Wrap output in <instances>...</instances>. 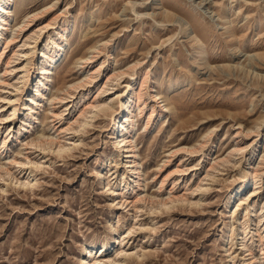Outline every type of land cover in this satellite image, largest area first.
Here are the masks:
<instances>
[{
  "label": "rangeland",
  "instance_id": "374dc122",
  "mask_svg": "<svg viewBox=\"0 0 264 264\" xmlns=\"http://www.w3.org/2000/svg\"><path fill=\"white\" fill-rule=\"evenodd\" d=\"M12 3L0 19V264H82L104 243L90 264H264V0ZM60 33L47 92L23 108ZM138 95L120 152L112 120Z\"/></svg>",
  "mask_w": 264,
  "mask_h": 264
},
{
  "label": "bare ground",
  "instance_id": "6f19581e",
  "mask_svg": "<svg viewBox=\"0 0 264 264\" xmlns=\"http://www.w3.org/2000/svg\"><path fill=\"white\" fill-rule=\"evenodd\" d=\"M12 2H13V0H0V19L3 18L5 22L7 21V18L11 15V12H12L11 7H12V4H13ZM28 24H29V21H24L23 24H21L20 27L24 29ZM5 25L6 24H3V26H5ZM186 27H187L186 24L181 23V30L182 31H185L186 30ZM38 34H39V37H41L42 30H39L38 31ZM65 40L66 39L64 38V34L63 33L62 34L60 33L59 36H58V38L55 40L56 43L53 45V47L51 48V50H49V52H48V55H49L48 58L49 59H47L45 61V64H44V66L41 69L42 70V78L39 81L38 89L36 90V94H35L34 97H32V98L29 99V103L28 104L25 101L26 104H25V106H23V108L24 107L27 108L28 106L30 107L31 105L33 106V104H37L36 103V100H38V101L40 100V102H41V100L44 98V96H45V94L47 92L48 86H49V82L51 80V68L58 61V59L60 58V56L64 53V50H65V47H66ZM201 52L202 53H205L204 50H202ZM89 59L90 58H80L79 61H82V63L84 64L85 62H88ZM113 73H115V72H111V73H109V75L110 76H113ZM118 74H119V72L118 73H115L114 75L117 76V77H119L123 73L122 74H119V75ZM132 85L133 84H131V83H128L127 84V86H128L127 89L128 88H131L130 90L128 89V91H133ZM28 87H29V82L27 81V82L24 83V85L21 88L22 91H23V93H25L28 90ZM74 87H76V86L73 85L71 88H74ZM121 94H123V93H121ZM141 98H142V96L141 95H138V96L135 97V100L132 99V100L126 102V103L121 102L120 107L116 111L117 112V115L112 120V122H115L113 124V128L112 129H113V131H116L117 132L114 137H116L115 140H116V144H117V149H119L120 152H121V150H123L122 142L125 140V137L124 136H127L128 138H132L133 139V137H135L136 134H137V133L135 134V132H136V126L135 125H133L131 128H129L127 131H126L125 128L128 127V125L131 123V121L133 119V116H134V113L132 111V105L134 103L135 104H138L139 101L141 100ZM154 99H155V102L159 105V107H162L164 111H170L169 104H166L167 101L165 100V98L159 92H156L154 94ZM89 106H90L89 108H86V109L82 110V115L83 114H86L87 115L88 113H94L95 110H98L99 108H101L100 103L95 102V101L92 102V103L89 102ZM37 107L38 106L36 105L35 107H32V108H35L36 109ZM14 110H15L14 111V114H17L18 113L17 109L15 108ZM126 110H127L128 114H129V116H127L126 118H125V116L123 118H121L122 115H123V113H126ZM118 116H119V119H121V120L116 122ZM151 118L152 117L149 118L147 125H149V122L151 121ZM124 131H126V132H124ZM23 133H25V132H21L19 135H22ZM117 134H118V136H117ZM244 149H246V148L245 147H243V148H236L235 150L242 151ZM248 165H249V167H251V163H249ZM246 167H245V170L242 173V179H243L244 182H247L248 181L249 175L252 172V169L251 170H250V168L249 169H246ZM234 192L236 194H238L239 193V190L238 189H235ZM248 194L251 195V196L253 195L252 192H249ZM234 196H235V194H234ZM233 197H231V198L229 197L230 199L227 202L228 205H229V203H231V200H232ZM117 242H118V240L116 239V242H114V243L117 244ZM124 243L125 242H123L122 244H124ZM107 248H108V244L107 243H104L100 247H97L95 245H90V246L88 245V247L84 249V251H85V257L83 259L84 261L82 262V264H90V259L91 258H94L95 259L96 257L98 258L100 256H103L108 251ZM117 255H120V253H117ZM100 261H102V260H100ZM98 262L99 261L97 259V261H95L94 264H97Z\"/></svg>",
  "mask_w": 264,
  "mask_h": 264
}]
</instances>
